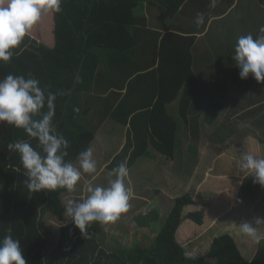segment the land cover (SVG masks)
<instances>
[{
	"label": "trees",
	"instance_id": "obj_1",
	"mask_svg": "<svg viewBox=\"0 0 264 264\" xmlns=\"http://www.w3.org/2000/svg\"><path fill=\"white\" fill-rule=\"evenodd\" d=\"M186 2L187 0H63L60 13L44 14L15 50L16 54L11 61L0 62V79L8 74L27 77L21 70L25 64L24 59L36 56L43 76L31 74L41 82L42 87L57 94L54 124L58 133L70 142L67 159L74 163L81 151L91 147V142L108 119L129 127L127 144L108 165V171L112 172L124 161L130 170L152 142L158 151L173 156L177 138L182 134L178 121L185 125L193 123L192 104L198 99L201 103H207L206 100L210 97L214 101L216 97L212 91H200L201 84L196 82L195 77L187 82L184 91H132L135 83L131 81L132 77L139 73L137 70L140 71L141 66L139 62H135L132 67L130 58H139L142 53H149L151 56L149 45L161 35L148 29L146 17L137 15L139 6L144 3L157 4L163 18H173ZM33 36L43 41L42 50L35 49L34 44L37 45L38 42L34 41ZM148 36L153 39L146 45ZM153 52L156 61L157 50L154 49ZM129 54L132 55L130 58ZM51 57L53 62L61 63L51 66L46 61ZM105 60L108 63L106 68L103 66ZM155 61L145 65L143 69H152ZM177 61H183L180 55H177ZM122 65L123 70L116 71ZM104 69H107V73L106 70L104 73ZM130 69V73L122 80V76ZM115 77H119V81H115ZM96 78L97 81L100 78L104 84L103 91H91ZM97 81L95 87L101 88ZM109 89L113 91H108ZM246 92L247 90L242 91L243 94ZM221 93L223 94L220 95ZM225 93L226 90L220 93L218 91L217 99L224 101L229 98V104L239 102V99L231 100L230 95ZM173 102L178 104V112L171 115L167 106ZM211 104L212 102L205 107V113L219 107ZM257 113L254 119L242 121V124L231 121L235 125H223V133L218 139L224 141L228 135L232 139L253 135L260 145V157L264 158V116H260L259 110ZM208 118L216 121L213 114ZM9 135L10 131L0 135V145H3L0 146V184L3 186L0 239L8 235L10 230L13 238L20 240L28 264H205L208 261L215 264H264V239L258 245L253 260L249 261L238 247L241 234L236 232L215 236L213 239L209 236L205 247V243L195 245L193 254L196 257L189 255V245L193 244L183 240L182 225L186 221L200 227L206 223L205 211H192L184 215L185 209L193 204L189 193L174 200L156 236L144 239V244L124 250L123 254H120V249L112 250L111 255H106L102 248L98 250L95 246V232L102 231V223L99 222L86 226L84 233L73 222L63 226L57 237L58 244L51 248L50 254H46L53 232L48 226L49 217H45L52 214L59 222L65 221L63 194L67 190L29 192L24 184L26 170L19 154L6 147L19 140L30 142L35 148L37 141L23 129L14 126L10 139ZM132 138L137 141V147H133ZM156 194L159 196L161 192L157 191ZM111 228L115 230L112 226ZM205 237L204 235L203 238ZM203 247L205 250L209 247L210 250L201 258L200 251Z\"/></svg>",
	"mask_w": 264,
	"mask_h": 264
},
{
	"label": "crops",
	"instance_id": "obj_2",
	"mask_svg": "<svg viewBox=\"0 0 264 264\" xmlns=\"http://www.w3.org/2000/svg\"><path fill=\"white\" fill-rule=\"evenodd\" d=\"M210 2L211 0H187L186 4L176 16L173 18L165 17L163 18V21H160V19L157 20V18H159L158 16L162 14V11L157 5L153 3L141 4L137 12L138 16L146 17L149 30L158 32L161 35L157 40H153L150 45V39L153 38L148 36L149 41L146 45H149V50L152 51L151 56H149V53L148 55L142 53V55H140L141 57L139 58H137V56L130 58L132 55L129 54L132 67H134L133 63L135 62H139L141 66L140 71L137 70L139 73L132 77L131 81H134L135 83L131 90L184 91V86L186 89V85L188 84L187 82L195 77L196 82L201 84L200 91H212V94L214 93L216 97V99L212 101V98L210 97L207 99V96L205 97L207 99V103H201L198 99L192 104L191 107L192 110L193 108L194 110L192 111L193 116H191V119L198 117L201 119L200 127L195 131V133H198L195 135L193 130H191L192 126H196L194 122L185 125L180 120L178 121L179 127L182 130V134L179 139L177 138L173 156L158 151L156 145L152 142L150 143L149 147H147L148 150L143 151V156L129 170V175L125 179V183L132 188L133 196L129 202L130 208L127 215H132L131 218L133 222L130 225L132 226L131 229L135 231L133 234H135L137 237V245L141 243L144 244V239L153 238L154 230L156 228V234H158L160 231V226H162L163 223L162 215H160L161 212L158 211V207L161 205H159V201L162 199V197H164L163 200L172 198L171 201L181 197L178 196L176 192H180V195L187 193L192 195L193 204L185 209L184 215L192 211H201V209L198 208L199 206H210V212L213 216L211 220L213 219L215 222L217 219H220V225L224 222H227L226 224L228 226V230H225V234H234L235 230H239L238 224L241 221L252 220L255 217H258V215L262 216V213H264V210L261 211L262 213L259 212L260 210H256L260 209L257 207H264V203L260 204V202H264V186H261L255 182H252L247 186V183L251 177H249V174L247 173H241L239 169V155L241 153L237 155L238 157L231 155V153L230 156L223 155L225 153H216L217 155L214 154L212 156L202 152L200 145H198V148L193 146L195 143H199L200 141L204 142L206 136L203 134V130L212 128L214 126L217 127L216 122L219 121V119H216V121H211L209 119L205 121L206 118L203 119V117L206 114H209V112L205 113V107L210 105L212 102L213 105L221 106L222 110H225L223 106L229 101V98H226L224 101H219L217 99L218 91L220 93L221 91L223 92V90H226L227 94L231 95V100L239 99L236 96V92L237 90H241V83L244 81V84H247L248 86L242 89L247 90L245 95L239 96L241 101L244 103L241 104L234 113V116L237 117V123L239 122L242 124V121H249L251 118L254 119L258 115V110L260 112V116H264V83L258 82L252 76L247 79H241L239 75V68L236 66V64L231 63L233 62V58L230 53V50L234 49V46L231 45L232 36L239 37L241 35L252 34L253 37L256 38L257 36L264 35V33L260 32V28L264 27V0H217V5L215 8L210 7ZM197 13H203L205 17L204 25L199 27L195 23ZM232 16L234 17L232 18ZM215 27H218L217 32H213ZM32 38H35L34 41L36 40V42H38L37 45L34 44L35 49L37 51L42 50L43 41L35 36ZM154 49L157 50L156 61L154 60ZM177 55L181 56L183 60L181 63L177 61ZM46 61L51 66H58L61 63V61L53 62L52 57L46 59ZM154 61L155 63L153 64L152 69H149L151 67L143 69L145 65L149 63L152 64ZM41 62H43V59H41ZM24 63V67H21V70L24 71L26 75L29 73H34L39 77L43 76V71L39 68V61L36 56H27L24 59ZM185 63H187L186 66ZM107 64L108 63L105 60V64H103V66L106 68ZM123 68L124 65L117 68L116 71H122ZM105 70L107 73V69H104V73ZM130 71L131 69L122 76V80L125 75L130 73ZM96 81L93 84L91 91H103L105 86L100 78H98L97 84L102 86L101 88L95 87ZM115 81H119V77H115ZM108 91L113 90L109 89ZM202 94L204 93L202 92ZM241 101L239 103H241ZM231 104L229 105V109L231 108ZM167 111L171 115L176 114L178 112V104L176 102L169 104L167 106ZM231 121L232 120L230 117L223 125L231 126V124L236 123V121H232L233 123H231ZM119 127L121 131V137L119 139L115 138V144L114 140L105 141V146L102 148L103 145L98 144V138L99 136L100 139L104 137L102 136L103 131L117 129ZM11 129H13V126L8 125L6 122H0V135L5 131H10V139ZM128 129V126L118 125L112 121V119H108L104 123L103 127L91 142L93 158L95 160L97 157L100 158L101 153L104 152V157L102 159L96 160L97 170H99L94 174L82 172L81 179L76 187V190L73 192L67 191L63 194L65 208L68 201L70 200L84 199L79 193V190L84 188L88 189V187H85L83 184V180L88 182L86 178L94 179L91 182V186L94 187L102 186L100 185L102 176H114L113 172L108 171L107 168L127 144L129 137ZM186 129L191 131L188 136L186 135ZM255 138L256 137L253 135H247L246 137L238 139H243L245 143L256 146L259 150V152L256 153L252 152L251 150H245L243 154L252 153L258 158H261L260 145ZM230 140H232V138H230ZM209 141L214 143V148L222 146L224 142L221 139L214 140V137H210ZM131 142L133 147H137V141H135V138H132ZM190 143L194 144L190 145ZM107 147L111 149L107 150ZM190 148L192 151L194 149L193 152L196 155V159H198L194 169H189L187 165H185L186 160L183 159L190 153ZM6 149H8V147H6ZM248 149H250V146ZM129 154H132V150ZM225 156L226 158H222ZM175 168L181 169L177 173L174 170ZM200 168L205 169L204 175H202ZM218 168L221 170V172L227 174L225 176L217 177L218 181L223 182V180L227 179V181L231 183V186L234 187L225 189L226 192L228 191L227 196H224L222 199L217 198L215 196L216 194H214L212 201L207 203L206 201L209 194L207 187L211 185V173H214L215 170H218ZM229 169H232L233 172L228 173L227 170ZM147 176H149L148 179ZM153 190L155 193L160 191L161 194L159 196L157 194L152 196L151 192ZM169 193L171 196H169ZM2 194L3 186L0 184V212L3 205ZM222 194L223 192L221 195ZM232 195L233 198L231 197L230 199V196ZM223 199L227 202L222 209L221 200ZM164 206L165 212L167 211L169 214L170 205L167 206V204L164 203ZM151 214L156 215L154 217L146 218ZM226 215H231L233 217H230V220H225L224 216ZM214 216L216 217L214 218ZM47 217H49L50 221L51 218H53H50L49 214L46 215L45 219ZM66 217L67 216H65V222L67 221ZM134 217H138V220L134 219ZM140 217H144V219ZM234 217L238 219H234ZM206 221L207 220H205V222ZM70 223H72V220ZM156 223H158L157 227ZM231 223L235 225V228L231 227ZM104 225L106 224L100 225L101 229L104 227ZM205 225L200 227L189 221L184 222L181 228L183 240L187 242L191 237L198 238L200 232L204 233L203 230L205 229L203 228ZM138 229L139 231L136 232ZM144 230L147 232H144ZM263 231L264 230L260 232ZM112 232L115 233V230H112ZM149 233L150 235L147 237V234ZM95 235V246L98 248V250L101 248L104 249L106 251V255H111V251L107 250L108 248L119 249V245H121V243L117 241L121 240V237H115L114 234L106 235L103 232H95ZM248 240L249 242L247 243L246 241ZM56 242L57 241L54 240V245L52 248H54ZM204 243L207 244L206 242ZM238 243V247L242 252V255H248L249 261H252L256 255V252L258 251V244H256L250 238H240ZM252 246H256V252L254 256L250 255L248 252L251 250ZM121 247L123 250L127 248L124 244H122Z\"/></svg>",
	"mask_w": 264,
	"mask_h": 264
},
{
	"label": "clouds",
	"instance_id": "obj_3",
	"mask_svg": "<svg viewBox=\"0 0 264 264\" xmlns=\"http://www.w3.org/2000/svg\"><path fill=\"white\" fill-rule=\"evenodd\" d=\"M63 0H0V62L8 63L16 54L15 50L23 43L33 27L44 14L60 13ZM217 0H211L215 8ZM196 25L205 23L203 13H197ZM264 33V27L260 28ZM239 68L240 78L254 77L264 83V35L252 34L238 37L232 56ZM57 94L41 86V82L31 73L8 74L0 79V122L23 129L37 141L33 147L27 141H14L7 145L9 151L17 152L26 170L25 186L31 193L43 190L54 192L66 189L76 190L81 174H94L97 164L91 147L81 151L76 162L67 159L70 142L59 134L54 124ZM78 111V109H77ZM241 173L249 174L254 182L264 186V158L252 153L241 155ZM115 179L109 186L89 185L88 195L82 200L68 201L65 213L84 233L86 226L93 222L114 223L130 208L133 190L126 185L129 175L127 162H121L112 170ZM246 178V177H245ZM264 226V217L243 220L238 224L242 234L261 244L259 228ZM0 264H28L21 248L20 240L10 234L0 239Z\"/></svg>",
	"mask_w": 264,
	"mask_h": 264
},
{
	"label": "rangeland",
	"instance_id": "obj_4",
	"mask_svg": "<svg viewBox=\"0 0 264 264\" xmlns=\"http://www.w3.org/2000/svg\"><path fill=\"white\" fill-rule=\"evenodd\" d=\"M155 5H157V4H155ZM156 13H157V11H156ZM158 14V13H157ZM159 18H157V20L158 19H160V21H163V17H162V14H160L159 16H158ZM234 16H232V18H233ZM230 20H231V17H230ZM217 29H218V27H215L214 28V30H213V32H217ZM237 39H238V36H232V40H231V45L232 46H234L235 47V44H236V42H237ZM227 46V45H226ZM231 52V55L233 56L234 55V49H231L230 50ZM233 60V59H232ZM232 64H235V61L233 60V62H231ZM241 90H237V92H236V96H237V98H239V102L241 101V98L239 97V96H243V95H245V94H243L242 93V89H244L245 87H247L248 85L247 84H244V81L241 83ZM223 93H221L220 95H222ZM225 94H227V91H226V93ZM229 95V94H228ZM220 99H222V98H220ZM230 99H231V95H230ZM229 102L230 101H228L224 106H223V108H225V110H222V108H221V106H219L217 109H213V110H211V112H209V114H206L204 117H203V119H205V121H207L208 119L210 120V118H208L209 116H210V114H213V115H215L216 116V119H219V121H217L216 122V124H217V127H212V128H207V129H204L203 130V134L206 136V138H205V141L204 142H202V141H200L199 143H190V145H193V146H195L196 148H198V145H200L201 146V151L202 152H204L205 154H207V155H217L218 153H225V154H223V155H229L230 156V153H231V155H235V156H237L239 153H241V154H243L244 153V151L245 150H251L252 152H254V153H256V152H259V150H258V147H256V146H252L251 144H249V143H245L244 141H243V139H241V140H239L238 138H234V139H232V141L230 140V138H229V135H228V137H227V139L226 140H224V143L222 144V146H220V147H216V148H214L213 147V142H210L209 140H210V137H214V140H216V139H218V137L220 136V134H222L223 133V124L227 121V119L228 118H230L231 117V120L232 121H237V117L236 116H234V113H235V111L239 108V106H240V104H243L244 102L243 101H241V103H239V102H233L232 104H231V108L229 109ZM227 107H228V109H227ZM230 113H231V115H230ZM222 117H223V119H222ZM194 120V123L196 124V126H192V128H191V130H193V133L194 134H196V133H198V132H196L195 133V131L196 130H198V128L200 127V121H201V119L198 117V118H195V119H193ZM199 122V123H198ZM219 124V125H218ZM196 128V129H195ZM191 133V131L189 130V129H186V135L188 136L189 134ZM103 135L102 136H104L102 139H100V136H99V138H98V144H101V145H103L102 146V148L105 146L104 144V142L105 141H113L114 140V144L116 143V139L115 138H117V139H119L120 137H121V131H120V127L119 128H117V129H109V130H104L103 131V133H102ZM112 137H113V139H112ZM101 140V141H100ZM243 143H244V146H243ZM246 145V146H245ZM107 146V145H106ZM115 146H117V145H115ZM216 146V145H215ZM249 146H250V149H248L249 148ZM112 148H113V144H112ZM108 149H111V148H109V147H107V150ZM193 151H194V149H193ZM192 151V149L190 148V153L187 155V156H185L183 159L184 160H186V162H185V165H187V167L189 168V169H194V167H195V164H196V162H198V159H196V155L194 154V152ZM231 151V152H230ZM217 153V154H216ZM241 154L239 155V161H240V156H241ZM104 157V152H102L101 153V155H100V158H98L97 157V159L96 160H99V159H102ZM238 157V156H237ZM222 158H226V156L225 157H222ZM95 160V161H96ZM238 161V160H237ZM181 162V161H180ZM182 163V162H181ZM181 169V168H180ZM180 169H177V168H175L174 170L178 173V171L180 170ZM99 170V169H98ZM97 170V171H98ZM200 171H202V175H204V172H205V169H203V168H200ZM211 171H213V170H211ZM227 172L228 173H231V172H233L232 171V169H229V170H227ZM225 175H227L226 173H224V172H221V170L218 168V170H215V172L214 173H211V178H210V184L211 185H209L208 187H207V189H208V192H209V194H208V199H207V203L210 201H212V198H213V195L214 194H216L215 196L217 197V198H219V199H222L224 196H227V192H226V190L225 189H228V188H233L234 186H231V183H229L228 181H227V179H225V180H223V182H221V181H218V178L217 177H221V176H225ZM214 177V178H213ZM96 178V177H95ZM127 178V177H126ZM149 178V176H147V179ZM113 179H115V177L114 176H109V175H104V176H102V179L100 180V185H102V186H104V187H107V186H109V183H110V181L111 180H113ZM86 180L88 181V182H85L84 180H83V184H84V186L85 187H89V185H92V181L94 180L93 178H86ZM232 182V181H231ZM252 182H254V179L251 177V179L248 181V183H247V186L248 185H250ZM80 185V184H79ZM169 192V191H168ZM211 192V193H210ZM223 192V194L221 195V193ZM79 193L83 196L82 198H86V196L88 195V192H87V188H84V189H81V190H79ZM152 196H154V195H156V193H155V191L153 190L152 192ZM177 193V195L178 196H182V195H184V194H181L180 195V192H176ZM164 196V195H163ZM169 196H171L170 195V193H169ZM211 196V197H210ZM231 197L233 198V195L232 196H230V199H231ZM164 199V197H162V199L160 200V198H159V207H158V211L159 212H161L160 213V215H162V222L164 221L163 220V218L165 217V219H166V217L168 216V212L166 211L165 212V206H164V203L165 204H167V206L168 205H170V209L172 208V206H173V204H174V200H172L171 201V199L172 198H167V199H165V200H163ZM227 201H225L224 199L223 200H221V204H222V209H223V207H224V205H225V203H226ZM261 203H264V202H260V204ZM166 206V207H167ZM248 206V205H247ZM163 207V208H162ZM198 208H200L202 211H205L206 212V216H207V221H206V225H205V227L203 228V229H205V230H203V232L204 233H202V232H200V234H199V236H198V238H193V237H191L189 240H188V242L189 243H191V245L192 246H190L189 245V255H191V256H194V257H196V255H194L193 254V252H194V248H195V245L196 244H198L199 242H200V244H203L204 242H207V238L210 236V238L212 237V239L215 237V236H222V235H225V230H228V226H227V222H224V223H222L221 225H220V219H217L215 222L213 221V219L211 220V218L213 217L212 216V213L210 212V206H207V207H202V206H199ZM248 208H249V206H248ZM257 208H260V209H256L257 211H259L260 213H262L261 211H263L264 210V207H257ZM128 213V212H127ZM127 213H124V214H122L121 215V217H120V219L119 220H117L116 222H114V223H111V226L115 229V233H113L112 232V228H111V226H109V225H104V227L102 228V231H99V232H103V233H105L106 235H108V234H114L115 235V237H121V240H117L119 243H121V245L122 244H124L126 247H127V249H124V250H129V249H133L136 245H137V243H136V240H137V237H136V235L135 234H133V233H135V231H133V229H131L132 228V226L130 225V224H132V218H131V216L132 215H127ZM156 214H151L150 216H148V217H146V218H149V217H154ZM67 216V215H66ZM51 217H53V218H51ZM55 216H53L52 214H50V218H51V221L49 220V218H47V220H48V225L50 226V229L52 230V232H53V235H52V237H50V239H52L51 240V242H50V246H49V248H48V251L46 252V254H50V250H51V248H52V246L54 245V240H56L57 242H56V244H55V246L58 244V239H57V237L59 236V232H60V229L63 227V226H65V225H67V224H69L70 222H71V218L69 217V216H67L66 218H67V221L65 222V221H63V222H59L56 218H54ZM216 216H214V218H215ZM230 217H233V216H231V215H226V216H224V219L225 220H230L229 218ZM258 217H264V213H262V216H259L258 215ZM140 218H142V219H144V217H140ZM134 219H137L138 220V217H134ZM223 219V218H222ZM234 219H238V218H236V217H234ZM134 222H135V220H134ZM114 224V225H113ZM157 225H158V223H156V227H157ZM161 227L162 226H160V229H161ZM231 227H234L235 228V225L233 224V223H231ZM147 230V229H146ZM146 230H144V232H147ZM262 230H264V226H262V227H260L259 228V233H260V235L263 237L264 236V231L263 232H260V231H262ZM139 231V229L136 231V232H138ZM156 232H157V228L154 230V236H156ZM237 233V234H241V236H240V238H248L247 236H245L244 234H242L241 233V231H240V229L239 230H235L234 231V233ZM149 235H150V233L149 234H147V237H149ZM206 236L205 238H203V236ZM152 236H153V233H152ZM244 236V237H243ZM203 239V240H202ZM202 240V241H201ZM150 241V240H149ZM247 243L249 242V240L248 241H246ZM121 245H119V249L121 250V252H120V254H123V248L121 247ZM206 246V244H204V247ZM249 246H250V244H249ZM204 247H203V250H201L200 251V257L201 258H203V257H205L207 254H208V252H209V250H210V248L208 247V250H205L204 249ZM255 248H256V246L255 247H253L252 246V248H251V250L250 251H248L249 252V254L250 255H252V256H254L255 255ZM53 249V248H52ZM107 250H109V251H112V250H114L113 248H111V249H107ZM123 257V256H122ZM122 257H121V259H122ZM244 257H246V258H248V255H246V254H244ZM249 259V258H248ZM205 264H215V262H213V261H208L207 263H205Z\"/></svg>",
	"mask_w": 264,
	"mask_h": 264
}]
</instances>
